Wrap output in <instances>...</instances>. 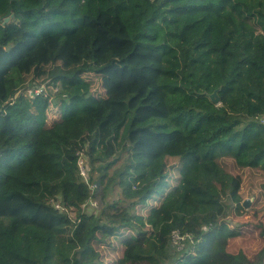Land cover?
Returning a JSON list of instances; mask_svg holds the SVG:
<instances>
[{"label": "trees", "instance_id": "1", "mask_svg": "<svg viewBox=\"0 0 264 264\" xmlns=\"http://www.w3.org/2000/svg\"><path fill=\"white\" fill-rule=\"evenodd\" d=\"M263 117L264 0H0V264H264Z\"/></svg>", "mask_w": 264, "mask_h": 264}, {"label": "rangeland", "instance_id": "2", "mask_svg": "<svg viewBox=\"0 0 264 264\" xmlns=\"http://www.w3.org/2000/svg\"><path fill=\"white\" fill-rule=\"evenodd\" d=\"M42 89L48 91L57 90V88L45 85H41L39 91H42ZM33 91L32 88H29L27 91V101L31 106L33 105L34 99ZM262 120L264 121V117ZM109 160H112V157ZM122 161L123 159H119L113 164L110 169L111 173L114 172ZM80 163L84 174H87L88 166L84 164L82 159ZM242 191V202L244 204L242 214H237L236 207L234 206L230 208V211L227 210L225 219L230 223L232 229H234V233H237V237L232 238L230 241V249L232 251H238L243 248L253 258L264 245V237L261 234V228L264 225V177H252V179L246 177ZM120 194L121 188L117 186L110 192L109 200L113 201L116 198H121ZM98 206H100V199L96 200L93 197L86 203V208L90 210L89 212H95ZM174 244L182 246L178 235L175 236Z\"/></svg>", "mask_w": 264, "mask_h": 264}, {"label": "water", "instance_id": "3", "mask_svg": "<svg viewBox=\"0 0 264 264\" xmlns=\"http://www.w3.org/2000/svg\"><path fill=\"white\" fill-rule=\"evenodd\" d=\"M219 90L220 89H216L212 94H210V98L212 99V101L215 102V103H217V104L220 103V97L218 95Z\"/></svg>", "mask_w": 264, "mask_h": 264}, {"label": "clouds", "instance_id": "4", "mask_svg": "<svg viewBox=\"0 0 264 264\" xmlns=\"http://www.w3.org/2000/svg\"><path fill=\"white\" fill-rule=\"evenodd\" d=\"M9 19L7 18L6 19V21H8ZM47 86H49V85H47ZM52 88H56V87H53V86H51ZM34 91H33V94H34V96H35V94H39L40 92H37V90H39L40 89V86L39 87H36V88H32ZM43 90V89H42ZM97 200V199H96Z\"/></svg>", "mask_w": 264, "mask_h": 264}, {"label": "built area", "instance_id": "5", "mask_svg": "<svg viewBox=\"0 0 264 264\" xmlns=\"http://www.w3.org/2000/svg\"><path fill=\"white\" fill-rule=\"evenodd\" d=\"M37 92H40L39 90H37ZM80 168H81V173L82 174H84V172H83V170H82V167L80 166Z\"/></svg>", "mask_w": 264, "mask_h": 264}]
</instances>
